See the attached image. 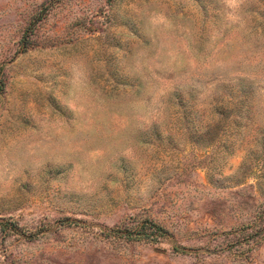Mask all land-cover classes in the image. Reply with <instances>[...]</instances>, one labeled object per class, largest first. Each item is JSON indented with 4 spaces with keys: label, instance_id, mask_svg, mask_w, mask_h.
<instances>
[{
    "label": "rangeland",
    "instance_id": "374dc122",
    "mask_svg": "<svg viewBox=\"0 0 264 264\" xmlns=\"http://www.w3.org/2000/svg\"><path fill=\"white\" fill-rule=\"evenodd\" d=\"M253 228L264 0H0V264H264Z\"/></svg>",
    "mask_w": 264,
    "mask_h": 264
},
{
    "label": "trees",
    "instance_id": "16d2710c",
    "mask_svg": "<svg viewBox=\"0 0 264 264\" xmlns=\"http://www.w3.org/2000/svg\"><path fill=\"white\" fill-rule=\"evenodd\" d=\"M147 229H151L152 232L148 234L146 232ZM125 234H120V237H125L129 240L141 239L143 237H150L151 233H158L159 235L165 234V230L160 225L153 222H145L141 225V227H136L135 229L126 228L124 229ZM112 235V234H109ZM264 238V228H259L255 230L254 228L244 236V241L247 243L254 242L259 243Z\"/></svg>",
    "mask_w": 264,
    "mask_h": 264
}]
</instances>
